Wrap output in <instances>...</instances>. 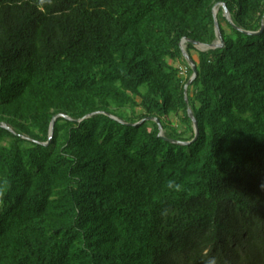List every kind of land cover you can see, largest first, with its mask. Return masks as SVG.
Here are the masks:
<instances>
[{"label": "trees", "instance_id": "1", "mask_svg": "<svg viewBox=\"0 0 264 264\" xmlns=\"http://www.w3.org/2000/svg\"><path fill=\"white\" fill-rule=\"evenodd\" d=\"M263 25L264 0H0V264H264Z\"/></svg>", "mask_w": 264, "mask_h": 264}, {"label": "water", "instance_id": "2", "mask_svg": "<svg viewBox=\"0 0 264 264\" xmlns=\"http://www.w3.org/2000/svg\"><path fill=\"white\" fill-rule=\"evenodd\" d=\"M219 6H222L223 10H224V14L223 16L228 20L230 21V17H229V12L228 10L226 9L225 5L222 4V3H219L215 6V9L213 10V16H214V30H215V35H216V39L215 41L210 44V45H205V44H200L198 42H194V41H190L188 39H183L180 43V47H181V51H182V55L185 59V61L187 62V64L191 67L192 69V77L189 79L188 83L185 85V88H184V93L186 94V90H187V87L188 85L192 82V80L195 78L196 76V67L193 63V60L191 59V57L188 55V53L186 52L185 50V43L186 42H190L192 43L197 49L201 50V51H206V50H209V49H215V48H223L224 47V42H223V39H222V36H221V33H220V30H219V26H218V23H217V20H216V14H217V8ZM264 28V25L262 26L261 30ZM249 34V33H248ZM255 34V33H254ZM188 113H189V116L193 122V127L195 129V133L197 135V132H198V129H197V124H196V121L192 115V113L188 110ZM58 117H65L67 118L66 116L64 115H57L53 118L52 122H51V126H50V131H49V139L51 138L52 136V131H53V125H54V122L56 120V118ZM0 127H6L3 123H0ZM8 128V127H7ZM9 129V128H8ZM161 130V128H160ZM47 143H45L46 145Z\"/></svg>", "mask_w": 264, "mask_h": 264}, {"label": "rangeland", "instance_id": "3", "mask_svg": "<svg viewBox=\"0 0 264 264\" xmlns=\"http://www.w3.org/2000/svg\"><path fill=\"white\" fill-rule=\"evenodd\" d=\"M223 25H224V23H223ZM224 26H225V25H224ZM192 54H193V57H194V58L197 57V56H196V53L193 52ZM182 68H183V66H182ZM183 71H184V68H183ZM138 101H139V100H138Z\"/></svg>", "mask_w": 264, "mask_h": 264}]
</instances>
